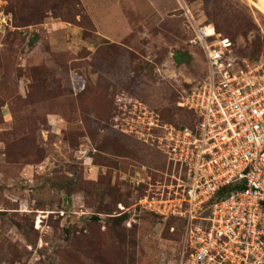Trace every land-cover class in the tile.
Here are the masks:
<instances>
[{"label": "rangeland", "instance_id": "obj_1", "mask_svg": "<svg viewBox=\"0 0 264 264\" xmlns=\"http://www.w3.org/2000/svg\"><path fill=\"white\" fill-rule=\"evenodd\" d=\"M187 12L264 62V0H0V264H170L192 247L184 219L151 209L184 171L147 122L195 124L181 103L207 67Z\"/></svg>", "mask_w": 264, "mask_h": 264}, {"label": "built area", "instance_id": "obj_2", "mask_svg": "<svg viewBox=\"0 0 264 264\" xmlns=\"http://www.w3.org/2000/svg\"><path fill=\"white\" fill-rule=\"evenodd\" d=\"M187 15L189 43L207 69L181 103L193 126L147 118L150 129H164L158 144L184 171L181 190L150 206L184 219L194 239L170 264H264V62L237 57L229 36Z\"/></svg>", "mask_w": 264, "mask_h": 264}, {"label": "trees", "instance_id": "obj_3", "mask_svg": "<svg viewBox=\"0 0 264 264\" xmlns=\"http://www.w3.org/2000/svg\"><path fill=\"white\" fill-rule=\"evenodd\" d=\"M218 29V28H217ZM219 30V29H218ZM220 31V30H219ZM181 126H185V125H181ZM230 190V189H229ZM226 192V189L224 191L221 192V194H224Z\"/></svg>", "mask_w": 264, "mask_h": 264}]
</instances>
